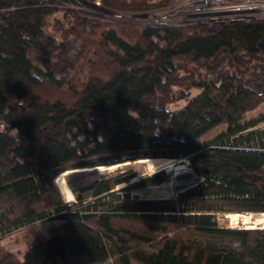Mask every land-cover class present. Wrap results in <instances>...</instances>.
Instances as JSON below:
<instances>
[{
  "label": "trees",
  "instance_id": "16d2710c",
  "mask_svg": "<svg viewBox=\"0 0 264 264\" xmlns=\"http://www.w3.org/2000/svg\"><path fill=\"white\" fill-rule=\"evenodd\" d=\"M87 1L104 13L0 0V241L56 221L26 234L22 258L0 245V264H264V228L217 214L264 212V135L251 129L264 111L247 117L264 103V19L163 25L107 13L179 0ZM141 158L155 170L188 158L197 184L175 198L104 200L138 175L130 166L73 187L80 202L96 197L83 207L60 191L61 172Z\"/></svg>",
  "mask_w": 264,
  "mask_h": 264
},
{
  "label": "rangeland",
  "instance_id": "374dc122",
  "mask_svg": "<svg viewBox=\"0 0 264 264\" xmlns=\"http://www.w3.org/2000/svg\"><path fill=\"white\" fill-rule=\"evenodd\" d=\"M82 3H84L82 0H80ZM85 4V3H84ZM102 11L101 9H98ZM104 13V11H102ZM106 12V11H105ZM108 15L112 16H117L121 18V14H116V13H107ZM264 111V103L260 104L256 109L248 112L247 117H256L258 116L261 112ZM224 125H219L216 128L212 129L210 132H208L204 138H210L215 136L217 133H219L222 129H224ZM253 131L263 133L264 135V121L259 122L256 126L251 128ZM141 159H146V158H141ZM175 162L174 165L170 169H164L166 173L168 174V178L166 181L159 185H154V186H145V187H136L134 186L136 182H138L142 177L146 175H150L154 172H156L155 169L151 168L148 164H141V163H136L134 162H127V165H122V167H117L114 170H107V171H99V170H93L92 173L88 175H82L81 174H73V175H67L61 182L60 191L64 197V199L70 203H73L75 205H79V207H83L86 204H81L86 201L94 202L96 201V197L92 195H88L85 197V201L80 202L76 194L73 192V187L79 188L82 185H85L89 182H91L95 177L101 176L105 173L107 174H114L117 172H122L125 169L129 168L130 166H134L137 169L138 175L129 180L126 181L122 184L117 185L112 194H107L104 197V200L109 201V200H115V199H123L126 197L127 193L130 197L133 196H138L140 198H162V199H167V198H175L177 194L181 191L184 190L188 187L194 186L197 184V180L193 176V170L190 166V160L188 158H182V159H176L174 160ZM119 168V169H118ZM154 171H153V170ZM160 169V168H159ZM163 170V169H160ZM158 170V171H160ZM183 174H192L191 178H185L182 177ZM82 175V176H79ZM71 198V199H70ZM219 220L223 221V226H228L229 219L226 218V212L225 211H219L218 213ZM252 214H255L252 212ZM55 220H43L39 222L34 229H21L18 231H14L13 233L5 236L1 241L0 245L3 248L4 251L13 253L19 257H23L24 253L28 247V243L26 241V234L32 235L33 230L39 231L41 234H46L49 226L55 224ZM264 228V224L262 225H257L255 228ZM229 227V226H228ZM237 228H245L243 225H237ZM35 234V233H34Z\"/></svg>",
  "mask_w": 264,
  "mask_h": 264
},
{
  "label": "built area",
  "instance_id": "2783aa9c",
  "mask_svg": "<svg viewBox=\"0 0 264 264\" xmlns=\"http://www.w3.org/2000/svg\"><path fill=\"white\" fill-rule=\"evenodd\" d=\"M163 25H212L264 19V0H179L150 11L121 14Z\"/></svg>",
  "mask_w": 264,
  "mask_h": 264
},
{
  "label": "bare ground",
  "instance_id": "6f19581e",
  "mask_svg": "<svg viewBox=\"0 0 264 264\" xmlns=\"http://www.w3.org/2000/svg\"><path fill=\"white\" fill-rule=\"evenodd\" d=\"M145 160L148 162L147 159H145ZM127 164H128L127 162H121V163L109 164V165L78 167V168L66 170L65 172H61V174L58 175V177L61 181H63V179L67 175L87 173V172H90L93 170H99L100 172L101 171H107V170L109 171L112 169L114 170L115 168L120 167V166L122 167V165H127ZM148 165H149V162H148ZM173 165H174V163H170V164L163 166L160 169H170ZM156 169H157L156 171L160 170L158 168H156ZM247 213H245V212H243V213L242 212H229V213H227L225 219L226 218L229 219L230 224H228V226L229 227H236L237 225H243V227H245L247 229H250V228L252 229V228L257 227V225L264 224V212H259L256 214H247ZM260 228H261V226H260Z\"/></svg>",
  "mask_w": 264,
  "mask_h": 264
},
{
  "label": "water",
  "instance_id": "95a60500",
  "mask_svg": "<svg viewBox=\"0 0 264 264\" xmlns=\"http://www.w3.org/2000/svg\"><path fill=\"white\" fill-rule=\"evenodd\" d=\"M86 5L96 8V9H101L102 11H104L105 9L101 8L100 3L99 2H88L87 0H82ZM247 213V212H246ZM247 214H252V212H248ZM256 214V213H255ZM219 224H223L222 220H219Z\"/></svg>",
  "mask_w": 264,
  "mask_h": 264
},
{
  "label": "clouds",
  "instance_id": "9594fccd",
  "mask_svg": "<svg viewBox=\"0 0 264 264\" xmlns=\"http://www.w3.org/2000/svg\"><path fill=\"white\" fill-rule=\"evenodd\" d=\"M108 264H113V261L111 260V258H109Z\"/></svg>",
  "mask_w": 264,
  "mask_h": 264
}]
</instances>
